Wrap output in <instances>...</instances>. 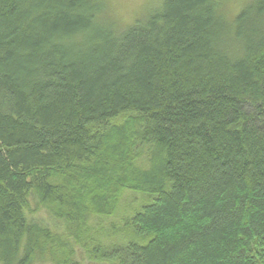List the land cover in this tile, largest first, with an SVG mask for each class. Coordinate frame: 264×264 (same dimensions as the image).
<instances>
[{
    "label": "trees",
    "instance_id": "16d2710c",
    "mask_svg": "<svg viewBox=\"0 0 264 264\" xmlns=\"http://www.w3.org/2000/svg\"><path fill=\"white\" fill-rule=\"evenodd\" d=\"M161 1L0 0V264H264V0Z\"/></svg>",
    "mask_w": 264,
    "mask_h": 264
},
{
    "label": "rangeland",
    "instance_id": "374dc122",
    "mask_svg": "<svg viewBox=\"0 0 264 264\" xmlns=\"http://www.w3.org/2000/svg\"><path fill=\"white\" fill-rule=\"evenodd\" d=\"M106 2V19L116 20L122 26L134 24L135 21L144 15L148 10L149 13L154 11L161 5V0H105ZM150 198L143 194L125 191L119 198L118 208L111 216L96 215L91 216L89 226L93 229L92 238L94 242H90V247L103 244L105 249L109 250L114 246L125 243V236L115 233V228H122L124 221L131 217L134 212L148 203ZM34 204V203H33ZM35 219L43 224L53 228L57 233L62 234L65 231L66 223L51 217L48 212L41 210L35 215ZM66 240V239H64ZM67 241V240H66ZM91 249V248H90ZM89 249L77 247L76 259L85 264H98L91 260ZM36 264H54L51 261L38 260Z\"/></svg>",
    "mask_w": 264,
    "mask_h": 264
}]
</instances>
